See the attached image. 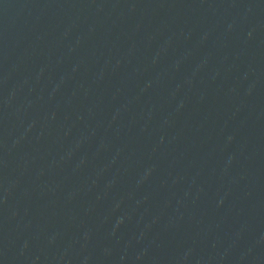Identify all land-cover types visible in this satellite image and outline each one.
I'll list each match as a JSON object with an SVG mask.
<instances>
[{
    "label": "water",
    "instance_id": "water-1",
    "mask_svg": "<svg viewBox=\"0 0 264 264\" xmlns=\"http://www.w3.org/2000/svg\"><path fill=\"white\" fill-rule=\"evenodd\" d=\"M0 264H264V0H0Z\"/></svg>",
    "mask_w": 264,
    "mask_h": 264
}]
</instances>
